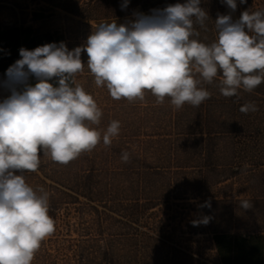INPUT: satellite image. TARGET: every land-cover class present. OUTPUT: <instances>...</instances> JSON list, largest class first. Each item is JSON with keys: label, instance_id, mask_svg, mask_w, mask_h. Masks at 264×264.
I'll list each match as a JSON object with an SVG mask.
<instances>
[{"label": "clouds", "instance_id": "1", "mask_svg": "<svg viewBox=\"0 0 264 264\" xmlns=\"http://www.w3.org/2000/svg\"><path fill=\"white\" fill-rule=\"evenodd\" d=\"M128 3L124 0L121 9H127ZM222 3L237 9V0ZM200 5L201 0H186L152 9L150 15L134 12L123 23L103 21L83 46L73 50L64 42L20 48L21 58L0 81L9 93L0 100V264H31L42 241L55 231L48 193L41 188L38 194L22 175L38 170L39 153L66 165L82 152L92 151L101 138L110 146L119 134L117 120L110 122L103 135L91 127L100 124L102 111L75 81L85 67L82 52L87 53L86 65L97 87L106 86L115 100L143 101L149 90L156 103L170 97L180 109L210 98L201 85L213 83L218 72L224 97L237 96L238 89L252 92L264 82V9L245 10L235 20L231 14H218L217 39L205 44L194 38L199 36L194 24L206 27L208 19ZM240 111L258 108L249 102ZM129 159L127 151L121 153L123 162ZM202 206L211 208V202ZM240 207L248 210L253 204L241 200ZM210 219L204 216L192 223L206 225Z\"/></svg>", "mask_w": 264, "mask_h": 264}, {"label": "trees", "instance_id": "2", "mask_svg": "<svg viewBox=\"0 0 264 264\" xmlns=\"http://www.w3.org/2000/svg\"><path fill=\"white\" fill-rule=\"evenodd\" d=\"M185 2L172 0L152 9ZM200 6L207 12L208 19L206 27L194 24L199 32L194 38L211 44L218 35L215 28L218 14H231L235 20L245 10L264 9V0H247L245 4L237 0L235 11L222 0H201ZM1 13L2 77L8 67L21 58L19 50L22 47L32 50L60 42L67 46L64 33L24 24H6ZM195 78L201 79L199 74ZM221 79L222 73L218 72L213 83L202 82L201 86L211 95L195 107L186 103L176 109L170 97L158 104L148 90V162L143 159V149L131 152L123 149L119 141L107 150L125 164L124 171L109 172L97 180L93 175H85L76 180L78 187L76 191L70 190L71 193L59 189L49 191L50 211L57 205L58 197L77 199L78 192L83 191L88 200L87 204L74 208L80 220L73 229L79 237L70 242L71 264H203L197 247L185 244V235L202 234L207 228L205 224L194 226L191 221H185V211L190 207H203L205 201L197 202V197L235 174L233 164L216 161L237 154L238 146L264 143V82L252 92L238 89L237 96L224 97L220 92ZM35 82L32 78L31 83ZM249 102H254L258 111L241 112V106ZM124 151L130 154L127 163L121 160ZM29 175L50 187L37 174ZM205 209L201 208L206 212ZM209 240L218 264H264L262 233L235 234L218 230ZM46 242L42 241L41 245L45 246Z\"/></svg>", "mask_w": 264, "mask_h": 264}, {"label": "rangeland", "instance_id": "3", "mask_svg": "<svg viewBox=\"0 0 264 264\" xmlns=\"http://www.w3.org/2000/svg\"><path fill=\"white\" fill-rule=\"evenodd\" d=\"M169 2L172 0H129L127 9L122 10L124 0H0V12L6 24H24L64 33L67 48L73 50L86 43L88 36L99 23L111 22L114 19L118 23H123L126 19H131L134 12L150 15L152 7ZM138 7L140 9H137ZM81 59L85 67L75 76V81L93 96L102 111L100 124L91 127L100 130L103 135L112 120L119 121L121 125L119 134L112 138L111 144L114 146L121 141L119 145L131 152L141 148L144 151L143 159L148 162V90L145 91L143 101L136 99L130 102L125 98L115 100L110 96L106 86L97 87L95 84L94 76L86 65L88 60L86 52H82ZM4 79L5 75L0 76V81ZM8 94L0 87V100ZM108 147L103 144L101 138V142L92 151L82 152L78 158L66 165L52 161L50 156L43 155L41 151L38 170L25 171L22 175L26 183L38 194H42L39 192L41 188L48 194L50 190L58 189L68 193L70 190L76 191L78 187L76 180L82 179L85 175H93L97 180L106 173L125 170L126 167H123L125 164L120 163L114 153L107 150ZM237 148V154L216 161L218 164L230 163L235 166L232 178L214 184L203 195L197 197V202L201 203L217 200L211 202V208L205 207L210 215L202 211L203 207L200 206L190 207V210L185 211V221L200 220L204 215L211 218L202 234L185 235V244L197 247L200 263L203 264H218V257L209 240L215 231L264 234V143L257 145L248 143ZM135 158L138 159L137 155ZM29 173L37 174L50 187L47 188ZM16 174H20L19 171ZM187 177L190 178L191 175L188 174ZM78 193L77 199H69L66 196L56 199L58 202L54 210H49V214L55 220V231L45 239L46 245L40 247L44 249L35 253L31 264H71L70 242L79 237L73 229L80 220L74 208L88 202L83 191ZM241 200H250L253 207L248 210L242 209Z\"/></svg>", "mask_w": 264, "mask_h": 264}]
</instances>
